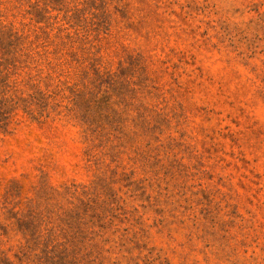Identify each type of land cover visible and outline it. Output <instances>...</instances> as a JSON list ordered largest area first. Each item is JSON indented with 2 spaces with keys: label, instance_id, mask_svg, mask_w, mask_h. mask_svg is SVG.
Returning <instances> with one entry per match:
<instances>
[{
  "label": "clouds",
  "instance_id": "obj_1",
  "mask_svg": "<svg viewBox=\"0 0 264 264\" xmlns=\"http://www.w3.org/2000/svg\"><path fill=\"white\" fill-rule=\"evenodd\" d=\"M0 36V261L264 264V0H0Z\"/></svg>",
  "mask_w": 264,
  "mask_h": 264
},
{
  "label": "rangeland",
  "instance_id": "obj_2",
  "mask_svg": "<svg viewBox=\"0 0 264 264\" xmlns=\"http://www.w3.org/2000/svg\"><path fill=\"white\" fill-rule=\"evenodd\" d=\"M36 14H37L38 19L43 20V15L41 13H36ZM2 42L5 43V41H2ZM12 48H13V45L7 51L9 53V55L12 54V51H11ZM0 52H2L4 56H9V55H5V53L1 49V46H0ZM7 63H10V62L9 61H5V64H7ZM134 63L135 62L131 61V58H130V64H134ZM0 66H2V65H0ZM133 70L134 69L132 67H129L128 69H122L121 77H124L126 75H131ZM86 77H87V73H85V78ZM96 78L100 82L96 86L97 87V91L99 90V88L102 85H107L108 88L111 90L112 94L117 95V96H120V95L123 94V92L125 90V85L120 82L119 78L114 80L112 77H108L107 79H105V78L100 77V75L98 73H96ZM0 82L4 83V81H2V80H0ZM75 94L78 95V97L79 96L81 97L80 102L77 103L75 101V104H76V107L81 111L83 119L87 122V121H89V118L91 117L92 118L91 119L92 123H98L99 122V119L101 118V113H104V112L108 111L109 104H110V101L112 99V97L110 95H108L107 93L99 100L97 99L96 95L94 93H92V92L81 91V92H75ZM2 95H3V93H2V91H0V96H2ZM39 100H40L41 104L44 103L43 97H39ZM8 103H9L8 101H6L4 99H0V107H2L5 104V108H8ZM103 119L109 125L112 124V121L108 118V116H106V115L103 116ZM16 185L19 187V192H18V196L17 197L20 196L21 190H22L21 186L18 183H16V182H12L10 184V186L7 188V190L5 191V193H4V197H3L4 199H5L7 191L9 189L15 188ZM138 187L139 186H137V188ZM88 209H89V205H84L85 214L87 213ZM76 218L78 219V217H76ZM72 221H73L72 217H69V219L67 221H65V223H69L70 226H71ZM5 231L6 230H4V234H6ZM81 235L83 236V234H80V236ZM83 239H86V237H83Z\"/></svg>",
  "mask_w": 264,
  "mask_h": 264
},
{
  "label": "trees",
  "instance_id": "obj_3",
  "mask_svg": "<svg viewBox=\"0 0 264 264\" xmlns=\"http://www.w3.org/2000/svg\"><path fill=\"white\" fill-rule=\"evenodd\" d=\"M2 41H5V38L3 36H0V46L1 49L3 50V52L5 53V55H9V53L7 52L11 47L12 44L11 43H4ZM3 82H0V85H3ZM74 97H75V101L78 103L81 100V97L75 94V91H73ZM11 109L9 108H5V104L0 107V122H3V127L4 130H6L7 128V119H8V114L10 113ZM18 192H19V187L16 185L15 188L9 189L6 193L5 196V200H8L10 198L14 199L18 196ZM9 215H15L13 212H9ZM35 219V217L32 216L31 211L26 214L21 220L18 221L20 228L22 231H26L27 233H29L32 237L33 242L39 244V239L37 236V227L35 225V223L33 222ZM73 221L72 223H75V220L77 218H72ZM5 233L7 234V231H5ZM5 234V235H6ZM80 242H83V236H80ZM75 240V237H74ZM51 243V240L46 241L44 244V250H43V259H44V264H66L67 258H68V251L65 248L63 251H59L56 247H53L51 250V253H49L48 251V244ZM0 264H8V262L6 260L0 261Z\"/></svg>",
  "mask_w": 264,
  "mask_h": 264
}]
</instances>
